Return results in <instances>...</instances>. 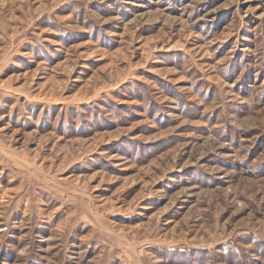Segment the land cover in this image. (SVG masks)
Returning a JSON list of instances; mask_svg holds the SVG:
<instances>
[{
	"label": "rangeland",
	"instance_id": "374dc122",
	"mask_svg": "<svg viewBox=\"0 0 264 264\" xmlns=\"http://www.w3.org/2000/svg\"><path fill=\"white\" fill-rule=\"evenodd\" d=\"M0 264H264V0H0Z\"/></svg>",
	"mask_w": 264,
	"mask_h": 264
},
{
	"label": "trees",
	"instance_id": "16d2710c",
	"mask_svg": "<svg viewBox=\"0 0 264 264\" xmlns=\"http://www.w3.org/2000/svg\"><path fill=\"white\" fill-rule=\"evenodd\" d=\"M168 252H170L171 254H173V253H179V252H176V251H168ZM173 252V253H172ZM228 253V252H227ZM180 254V253H179Z\"/></svg>",
	"mask_w": 264,
	"mask_h": 264
}]
</instances>
